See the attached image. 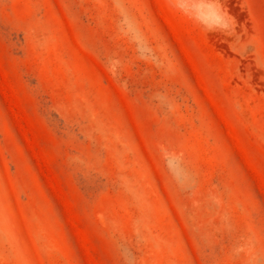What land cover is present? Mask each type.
<instances>
[{"label": "rangeland", "instance_id": "rangeland-1", "mask_svg": "<svg viewBox=\"0 0 264 264\" xmlns=\"http://www.w3.org/2000/svg\"><path fill=\"white\" fill-rule=\"evenodd\" d=\"M0 264H264V0H0Z\"/></svg>", "mask_w": 264, "mask_h": 264}]
</instances>
